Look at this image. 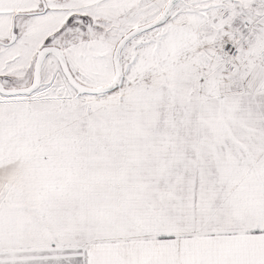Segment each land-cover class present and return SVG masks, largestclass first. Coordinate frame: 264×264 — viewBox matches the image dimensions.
Here are the masks:
<instances>
[{
    "label": "snow or ice",
    "instance_id": "obj_1",
    "mask_svg": "<svg viewBox=\"0 0 264 264\" xmlns=\"http://www.w3.org/2000/svg\"><path fill=\"white\" fill-rule=\"evenodd\" d=\"M0 264H264V0H0Z\"/></svg>",
    "mask_w": 264,
    "mask_h": 264
}]
</instances>
